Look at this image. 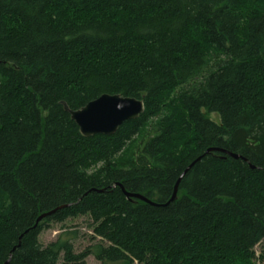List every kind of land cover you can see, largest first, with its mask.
Wrapping results in <instances>:
<instances>
[{"label":"trees","instance_id":"obj_1","mask_svg":"<svg viewBox=\"0 0 264 264\" xmlns=\"http://www.w3.org/2000/svg\"><path fill=\"white\" fill-rule=\"evenodd\" d=\"M102 95L144 111L85 138L62 103ZM199 157L164 207L121 190L164 205ZM78 218L92 249L40 244ZM263 240L264 0H0V264H257Z\"/></svg>","mask_w":264,"mask_h":264},{"label":"water","instance_id":"obj_2","mask_svg":"<svg viewBox=\"0 0 264 264\" xmlns=\"http://www.w3.org/2000/svg\"><path fill=\"white\" fill-rule=\"evenodd\" d=\"M64 111L67 112L74 122L75 126H77L79 133L85 137H93V136H112L116 133L118 128L127 121L135 120L143 113V103L140 100L134 98H125L118 95H102L100 98L89 102L83 108L71 111L67 108V106L62 103ZM218 152L224 155H227L231 159L238 160L239 156L235 154H231L219 149H208L205 154ZM201 157L195 159L193 163H191L180 175L172 194L171 199L164 204L158 205L151 201H148L145 197H142L140 194H130L125 192L123 189L122 192L126 198L129 200L135 199L141 202H144L153 207H164L167 204L174 201L176 198L177 187L181 179L186 175L191 167L199 161ZM60 209V208H59ZM58 210V209H57ZM54 211L49 213L42 214L37 220L36 224H38L42 219L50 216Z\"/></svg>","mask_w":264,"mask_h":264},{"label":"rangeland","instance_id":"obj_3","mask_svg":"<svg viewBox=\"0 0 264 264\" xmlns=\"http://www.w3.org/2000/svg\"><path fill=\"white\" fill-rule=\"evenodd\" d=\"M210 121L218 124L220 122L219 117L215 114L208 115ZM40 244L46 246L51 242H54L58 237L65 233L64 238L73 237L74 249L76 252H83L86 249H92L97 244L98 240L92 239V233L88 227L87 219L68 220L64 224H49L40 230ZM254 249L257 264H264L262 257L264 256V240L259 243ZM86 264H100L98 263L93 255H90L86 259Z\"/></svg>","mask_w":264,"mask_h":264}]
</instances>
